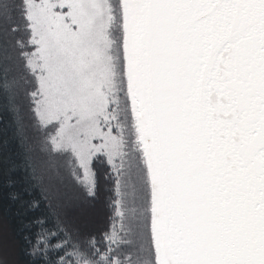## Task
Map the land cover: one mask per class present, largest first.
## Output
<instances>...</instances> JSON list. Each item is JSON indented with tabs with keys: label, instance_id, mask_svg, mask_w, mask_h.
<instances>
[{
	"label": "snow or ice",
	"instance_id": "snow-or-ice-1",
	"mask_svg": "<svg viewBox=\"0 0 264 264\" xmlns=\"http://www.w3.org/2000/svg\"><path fill=\"white\" fill-rule=\"evenodd\" d=\"M4 115L40 188L8 198L45 209L19 221L29 264H264V0H0Z\"/></svg>",
	"mask_w": 264,
	"mask_h": 264
},
{
	"label": "trees",
	"instance_id": "trees-1",
	"mask_svg": "<svg viewBox=\"0 0 264 264\" xmlns=\"http://www.w3.org/2000/svg\"><path fill=\"white\" fill-rule=\"evenodd\" d=\"M10 117L4 115L0 118V218L5 220L6 226L0 235V258L4 259L7 264H29V257L25 254L24 249L27 247L21 234L17 232L19 221L39 216L45 211L44 206L35 211H25L24 207L20 206V202H12L8 198L10 191H20L23 194V200L29 201L34 196L40 195V188L37 187L31 195L24 193L23 189L28 181L29 172L25 168L24 151L20 146V141L13 138L14 128L10 125ZM28 143L33 145L34 152L32 153L38 172L43 175V186H55L62 192H66L65 204L71 208L73 202L78 199H83L75 179L70 174V169L64 158L49 157L47 154L40 151L38 137L29 130ZM8 143L4 144L3 141ZM12 165L11 171H8ZM95 170L100 177L101 188H103V173L107 170L105 164L99 162L94 165ZM11 179L14 184L9 187L7 181ZM103 193L101 200L94 202H85L71 213L77 219V222L84 227L85 231L93 230L94 226L88 224L91 218H100L104 215L102 204ZM47 203V202H45ZM20 212L22 215L17 216ZM35 231V229H33Z\"/></svg>",
	"mask_w": 264,
	"mask_h": 264
}]
</instances>
